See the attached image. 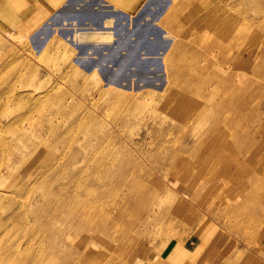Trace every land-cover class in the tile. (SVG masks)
<instances>
[{
	"label": "rangeland",
	"instance_id": "rangeland-1",
	"mask_svg": "<svg viewBox=\"0 0 264 264\" xmlns=\"http://www.w3.org/2000/svg\"><path fill=\"white\" fill-rule=\"evenodd\" d=\"M102 2L0 0V264H264V0Z\"/></svg>",
	"mask_w": 264,
	"mask_h": 264
},
{
	"label": "bare ground",
	"instance_id": "bare-ground-1",
	"mask_svg": "<svg viewBox=\"0 0 264 264\" xmlns=\"http://www.w3.org/2000/svg\"><path fill=\"white\" fill-rule=\"evenodd\" d=\"M104 0H72V11H70L71 13V17L69 20V23H67V25H65V29H62L60 30L59 34H62L64 31L65 33L68 31H70L71 27L73 26V21L77 18V17H81L83 16L84 20H88L89 18L91 19V15L92 14H101V13H97L96 10H97V7L99 8H105V7H109V6H105L104 5V2H102ZM59 3H61V0H59ZM103 6V7H102ZM209 12H211V8L209 10ZM53 13V10L51 9H47L45 10L43 13H40L38 14L39 17H42L43 19L44 18H48L51 14ZM88 15H89V18H88ZM90 21V20H89ZM92 21V19H91ZM65 21L61 22L64 23ZM35 25H36V22H35ZM87 32V29L85 30V33ZM68 33L66 34V36L64 38H62V40L64 42L68 41L67 40V37H68ZM91 34V33H90ZM185 36V35H184ZM62 42V43H64ZM215 45H217L215 43ZM239 45L238 44L236 47L239 48ZM171 46L172 47H175V48H180L181 45L180 44H177L176 42H172L171 43ZM206 52L209 53V54H205V55H210L211 54V45H209V47L206 48ZM248 57H243L241 59V63L240 65L244 66L246 69H249L251 72H255L257 74H259V78L256 79L255 81H253L250 85V87L248 88V90L246 89L242 94L241 96L239 97V99L237 101H240V104L244 107H247V108H251L252 106V101H258V100H264V53L260 52L259 50H254L253 48L252 49H249L248 50ZM239 54H241V52L239 51L238 52ZM241 58V57H240ZM236 65V64H235ZM235 65L232 64V68L236 67ZM180 72H182L183 70L182 69H179ZM198 71H201V70H198ZM202 72V71H201ZM201 72H198L199 75H201L200 73ZM195 75V77H189L191 79H188L186 81L188 87H187V93L189 91H191L193 93V98H195V100L197 101H209L211 99V96H207L205 95V91L202 93H200L199 91L197 90H194V89H189V84H192V83H195L196 79H197V75ZM218 76V74H217ZM227 74L224 72L221 74V77H226ZM203 77V76H202ZM206 79H208L205 84H209L211 83V79H209V77H204ZM54 89V88H53ZM97 93V91H96ZM100 94H103V99L104 100H108V99H111L113 98V95H110L108 92H105L104 89H101L99 91ZM66 96H64L62 99L65 101L66 100ZM127 101V100H126ZM250 111V110H249ZM200 120H205V117L202 116V115H199L198 116ZM147 121L144 120V124L146 123ZM147 124H145L146 126ZM144 126V125H143ZM156 128H147V130L144 128L143 131L141 132V134L143 135H148V133L152 132L153 130H155ZM41 130V129H40ZM141 134H139L138 136H141ZM188 135H192L191 132H189ZM185 138V137H184ZM162 153V149L161 150H158L156 155L152 158V160L154 161L155 157H158L159 154ZM172 156L174 154V152L171 153ZM12 159V158H11ZM158 160V159H157ZM157 162H160V160H158ZM160 165V164H159ZM12 172H10L7 176V178H9V175H11ZM221 173L224 175L226 174V171L225 170H221ZM193 176V180L196 179L198 180L199 178V175L198 174H185L181 177V182L182 183H187L189 182V179L190 177ZM6 178V179H7ZM126 178V176L124 177ZM132 178V177H131ZM129 193L131 194V192H134L135 190V181H131L130 182V186H129ZM203 191L205 192H210L211 193V187H207V188H203ZM135 193V192H134ZM37 194V193H36ZM130 202V201H129ZM128 202V204H129ZM136 201L133 202V204L135 203ZM131 203V202H130ZM262 213H264V207L261 209V211L258 212V216H262ZM73 217L69 218L70 220V223L74 222L72 220ZM106 223H108L109 221L105 220ZM79 224V223H78ZM80 226V224H79ZM82 226V225H81ZM70 233V232H69ZM68 232H66V235H69ZM68 237V236H67ZM72 240V238H71ZM73 244L70 243L68 246H72ZM62 245H59V250H55V252L53 253V257L56 258L58 261H62V256H67L68 258V261H71L74 259L75 255H76V252H75V249H70L69 251L66 250L65 252L62 251V248H61ZM98 253L99 251H94V250H91L90 253L87 255H85L83 258L84 259H87V261H94L97 260L98 258ZM142 253V251H141ZM94 259V260H93ZM86 261V262H87ZM85 262V263H86ZM139 262V259L138 261ZM69 263V264H70ZM84 263V262H83ZM84 263V264H85ZM82 264V262H81Z\"/></svg>",
	"mask_w": 264,
	"mask_h": 264
}]
</instances>
